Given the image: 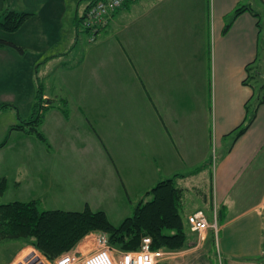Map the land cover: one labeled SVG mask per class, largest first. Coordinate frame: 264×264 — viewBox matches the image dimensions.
Segmentation results:
<instances>
[{
	"label": "crops",
	"instance_id": "obj_1",
	"mask_svg": "<svg viewBox=\"0 0 264 264\" xmlns=\"http://www.w3.org/2000/svg\"><path fill=\"white\" fill-rule=\"evenodd\" d=\"M18 1L0 0V17L8 9L30 13L15 31L0 27V39L14 44L0 45V104H9L0 110L9 114L0 126V165L12 172L0 170V197L10 192L0 203L89 207L118 224L158 181L177 174L187 244L162 262L264 264L263 185L259 193L248 176L264 144V105L237 139L233 130L253 90L243 80L258 58L260 13L243 4L248 9L226 33L220 19L213 38L212 0H130L91 42L80 28L87 0ZM40 85L50 101L39 124L44 139L14 128L31 116ZM190 191L197 200L185 209ZM253 194L251 204L237 198ZM214 208L216 239L200 241L187 216L203 209L212 221Z\"/></svg>",
	"mask_w": 264,
	"mask_h": 264
},
{
	"label": "trees",
	"instance_id": "obj_2",
	"mask_svg": "<svg viewBox=\"0 0 264 264\" xmlns=\"http://www.w3.org/2000/svg\"><path fill=\"white\" fill-rule=\"evenodd\" d=\"M246 9L247 6L237 7L233 19ZM29 14L27 11L5 10L2 18L0 17V27L7 31H15ZM232 22L233 20L225 26V31ZM6 44L13 43L0 39V45ZM15 47L22 50L16 45ZM43 94L40 85L31 118L14 126V128L27 127V131L33 132L40 139H44V135L39 130L45 108L44 102H50L44 99ZM8 105V103L0 104V110ZM251 114L244 125L234 129L235 139L249 127L255 117V113ZM174 177L158 181L146 192L150 198L138 202L133 212L118 224L111 222L104 211H94L89 207L80 211L40 210L35 200L0 203V238L30 239L31 243L49 259H54L62 252L71 249L93 230L104 232L108 243L121 250L138 249L142 238L146 235L152 239V249L180 250L186 245L187 230L181 214L183 188L175 184ZM4 189L5 180L2 179L0 194Z\"/></svg>",
	"mask_w": 264,
	"mask_h": 264
},
{
	"label": "rangeland",
	"instance_id": "obj_3",
	"mask_svg": "<svg viewBox=\"0 0 264 264\" xmlns=\"http://www.w3.org/2000/svg\"><path fill=\"white\" fill-rule=\"evenodd\" d=\"M18 2H20V0ZM211 2L212 3H211L210 19H211V29H212L213 38L216 37V34L214 33V29H216V31H218V29L220 27V19L221 20L226 19V22L224 25V28H225V26L230 21L233 20L234 10L237 7L244 6L243 4L248 3L252 6V8L254 10H256L257 12L260 13L259 17H260V23H261V34H260V39H259L258 58L254 64L250 65L252 67L247 68V71L249 74L247 81H246V78L243 80L244 84H246V85L250 84L249 86H251V88L253 89L252 94H251L252 98L250 97L245 102V111H246L245 117H244L243 121L241 123H239V125H238V126L244 125L247 122V120L249 119V117H251V115H252L251 113H255V117H253L252 122L249 124V126H250L255 121L261 107H263V105H264V7L260 3V0H212ZM1 18H2V15H1ZM224 28H223V33H226ZM213 38H212V44H213ZM229 69L231 70V72H232V70H234L230 67H229ZM44 106H45V102H44ZM22 118H28L29 119L31 117L29 116V117H22ZM263 118H264V116H263ZM8 119H9V114H2V116H0V126L2 123L6 124L7 123L6 121ZM23 121H24V119H22L21 123ZM261 121H262V119H261ZM238 126H236V127H238ZM236 127L234 129H236ZM14 138H15V136H12V139L14 141H16V139H14ZM14 145H16V144H14ZM217 154H219L218 150L216 148H214V146H213L212 155L216 156ZM11 155H12V152L8 151V152H6V154H4V157H5V159H7ZM10 167H11V165H9L5 162L4 164L0 165V170H2V172L4 174H8V176H12V172H11ZM248 176H249V178L250 177L254 178L253 181L251 179L249 180L250 181L249 187H251V184H254V186L257 185V182L259 181V183H258L259 184V193L261 192V187L263 185L262 192L260 193V198H261L264 194V144L260 148V151L257 155V159L255 160V163H254L251 171L249 170ZM246 178H247V176H246ZM188 182L194 183V181H188ZM245 183L246 182L244 181V184ZM189 188H191V187L189 186ZM255 189H256V187H255ZM192 191H190L189 193L186 194L185 209H190L194 205V202L197 200V198H195V201H192L190 199V197L188 196V195H191ZM8 198H10V192H8L5 196L0 197V200L5 201ZM237 198H242V199H244V201L247 204H251V202L256 200L257 195L256 194L244 195V197H243V195H239V196H237ZM38 207H39V209L43 208L42 205H40ZM217 213H218L217 219H218V222H220L218 209H217ZM219 227H220V224L218 223V229H219ZM189 231L192 233L193 236L197 235L196 238L199 239L200 241L204 240V238L207 239V237H209V235H211L210 238L216 239L217 232H218V230H214L215 233L207 230V231H204L202 234H200L198 231L192 232V230H190V229H189ZM92 232L104 233V232H101L100 230L90 231L88 234H86L84 236L85 239L82 243H80V241L84 237L74 247H72L71 249H69L67 251L62 252L61 254L72 253L76 259L82 257L83 255H86L87 250H89L88 248L93 246L92 242L95 239L94 238L95 235ZM205 235H206V237H205ZM95 241H96V239H95ZM101 242H102V239L101 240L99 239V241H96L97 244H96L95 248H97ZM211 243L214 246V243L213 242H211ZM186 244H187V241H186ZM109 245L112 247H116V246L111 245V244H109ZM76 247H81V249H84V250H77ZM159 249L162 250L163 252L164 251H170V250H166L163 248H159ZM171 251H176V250H171ZM115 254H117V253H115ZM166 254L167 253L159 256L158 262L156 264L163 263L162 261L164 260V257ZM35 255L39 256V257L41 256L49 264H56L55 259L60 256V255H58L54 259H49L39 248H37L34 244L31 243L30 239H26L23 237H9V238H2V239L0 238V264H35L38 260V257L33 258V256H35ZM117 256H118V254H117Z\"/></svg>",
	"mask_w": 264,
	"mask_h": 264
},
{
	"label": "built area",
	"instance_id": "obj_4",
	"mask_svg": "<svg viewBox=\"0 0 264 264\" xmlns=\"http://www.w3.org/2000/svg\"><path fill=\"white\" fill-rule=\"evenodd\" d=\"M130 0H87V4L80 17V28L89 33L88 40L94 41L99 32L107 25L115 12L121 9ZM217 208L213 209V220L210 221L207 213L199 209L187 216L190 230L202 234L209 228L218 230ZM97 248L88 254L75 258L72 253H64L55 259L56 264H156L158 257L168 251L152 249L150 236L142 238L140 247L134 250H121L108 244L106 235ZM100 239V240H101ZM34 253V252H33ZM117 253V254H115ZM36 254V253H35ZM35 264H49L41 256H37ZM36 257V258H37ZM47 260V259H46Z\"/></svg>",
	"mask_w": 264,
	"mask_h": 264
},
{
	"label": "bare ground",
	"instance_id": "obj_5",
	"mask_svg": "<svg viewBox=\"0 0 264 264\" xmlns=\"http://www.w3.org/2000/svg\"><path fill=\"white\" fill-rule=\"evenodd\" d=\"M37 256L35 255V256H33V258H36Z\"/></svg>",
	"mask_w": 264,
	"mask_h": 264
}]
</instances>
